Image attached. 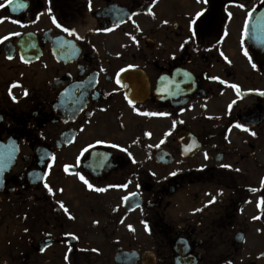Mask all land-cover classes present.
<instances>
[{
    "label": "flooded vegetation",
    "instance_id": "obj_1",
    "mask_svg": "<svg viewBox=\"0 0 264 264\" xmlns=\"http://www.w3.org/2000/svg\"><path fill=\"white\" fill-rule=\"evenodd\" d=\"M0 145V264H264V0H0Z\"/></svg>",
    "mask_w": 264,
    "mask_h": 264
},
{
    "label": "water",
    "instance_id": "obj_2",
    "mask_svg": "<svg viewBox=\"0 0 264 264\" xmlns=\"http://www.w3.org/2000/svg\"><path fill=\"white\" fill-rule=\"evenodd\" d=\"M14 157L15 155L9 147L0 145V185H2L4 174L12 167Z\"/></svg>",
    "mask_w": 264,
    "mask_h": 264
},
{
    "label": "snow or ice",
    "instance_id": "obj_3",
    "mask_svg": "<svg viewBox=\"0 0 264 264\" xmlns=\"http://www.w3.org/2000/svg\"><path fill=\"white\" fill-rule=\"evenodd\" d=\"M17 2H19V0H17ZM11 3H12V0H9V4H11ZM53 22L56 23L55 20H53ZM57 26L59 27L60 25L57 24ZM64 30H65V31H68V29H64ZM69 35H72V33L69 32ZM237 127H240V125H237ZM244 130L247 131V129H244ZM173 175H174V173H173ZM81 179H83V178L81 177ZM85 183H87V182L85 181ZM45 187L47 188L48 185L45 184ZM89 187H91V185H89ZM96 190H97V191H103V189H96ZM212 202H214V201H212Z\"/></svg>",
    "mask_w": 264,
    "mask_h": 264
}]
</instances>
